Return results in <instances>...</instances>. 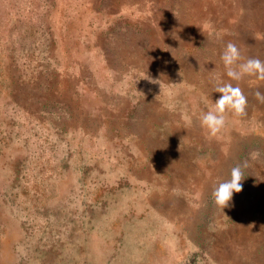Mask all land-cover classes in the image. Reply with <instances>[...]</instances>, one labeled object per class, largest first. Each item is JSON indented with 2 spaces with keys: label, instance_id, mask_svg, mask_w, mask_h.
Instances as JSON below:
<instances>
[{
  "label": "rangeland",
  "instance_id": "obj_1",
  "mask_svg": "<svg viewBox=\"0 0 264 264\" xmlns=\"http://www.w3.org/2000/svg\"><path fill=\"white\" fill-rule=\"evenodd\" d=\"M228 42L264 61V0H0V264H264V81ZM219 83L247 115L210 137Z\"/></svg>",
  "mask_w": 264,
  "mask_h": 264
},
{
  "label": "clouds",
  "instance_id": "obj_2",
  "mask_svg": "<svg viewBox=\"0 0 264 264\" xmlns=\"http://www.w3.org/2000/svg\"><path fill=\"white\" fill-rule=\"evenodd\" d=\"M217 38L221 39L222 35L217 33ZM242 59L241 52L234 43L228 42L223 46L220 60L226 69V75L231 80L240 81L244 76H255L258 80L264 81V61L255 57H249L241 62ZM214 92L220 93V98L212 102V107L202 111L198 117L200 126L207 130L210 137H217L225 129L227 113L231 112L236 117H244L247 115L248 107V98L238 86H233L231 83H219ZM253 96L259 103L264 104V92L256 90ZM247 167V161L236 164L231 168L229 178L214 187L212 198L217 207L222 210L228 207L233 194L242 191L241 182L245 178L244 169Z\"/></svg>",
  "mask_w": 264,
  "mask_h": 264
},
{
  "label": "bare ground",
  "instance_id": "obj_3",
  "mask_svg": "<svg viewBox=\"0 0 264 264\" xmlns=\"http://www.w3.org/2000/svg\"><path fill=\"white\" fill-rule=\"evenodd\" d=\"M54 86V85H53Z\"/></svg>",
  "mask_w": 264,
  "mask_h": 264
}]
</instances>
